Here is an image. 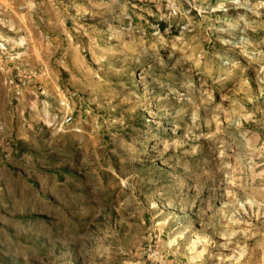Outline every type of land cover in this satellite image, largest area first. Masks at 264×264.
<instances>
[{
    "label": "rangeland",
    "instance_id": "1",
    "mask_svg": "<svg viewBox=\"0 0 264 264\" xmlns=\"http://www.w3.org/2000/svg\"><path fill=\"white\" fill-rule=\"evenodd\" d=\"M0 264H264V0H0Z\"/></svg>",
    "mask_w": 264,
    "mask_h": 264
},
{
    "label": "built area",
    "instance_id": "2",
    "mask_svg": "<svg viewBox=\"0 0 264 264\" xmlns=\"http://www.w3.org/2000/svg\"><path fill=\"white\" fill-rule=\"evenodd\" d=\"M67 121H70V118Z\"/></svg>",
    "mask_w": 264,
    "mask_h": 264
}]
</instances>
